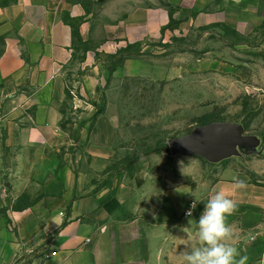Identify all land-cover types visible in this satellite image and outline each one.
Wrapping results in <instances>:
<instances>
[{"label": "crops", "instance_id": "obj_1", "mask_svg": "<svg viewBox=\"0 0 264 264\" xmlns=\"http://www.w3.org/2000/svg\"><path fill=\"white\" fill-rule=\"evenodd\" d=\"M93 1L105 4L96 19L78 0H16L0 7V37L6 44L0 97L8 110L0 129L6 144L1 170L14 175L4 181L11 199L23 193L32 197L0 220V264L14 263L17 253L31 245L50 247L34 264H186L185 256L200 246L199 216L218 190L237 202L226 222L245 264H264V132L244 134L241 149L251 158L248 165L219 163L211 181L188 184L179 174L173 184L148 177L145 188L129 187L133 180L109 167L108 154L92 144L85 127L67 142L82 145L85 162L71 164L68 158L81 150L65 149L64 162L51 163L60 143L70 140L63 137L57 111L60 72L73 52L72 27L64 15L79 19L84 40L98 21L102 41L96 49L106 53L121 43L165 38L171 19L181 26L225 27L258 39L255 49L262 51L264 0ZM234 177L246 187L234 189ZM189 209L190 216L185 214Z\"/></svg>", "mask_w": 264, "mask_h": 264}, {"label": "rangeland", "instance_id": "obj_2", "mask_svg": "<svg viewBox=\"0 0 264 264\" xmlns=\"http://www.w3.org/2000/svg\"><path fill=\"white\" fill-rule=\"evenodd\" d=\"M78 1L95 19L105 5ZM167 25L171 33L165 38L143 45L121 43L113 53L96 49L102 41L98 21L92 23L91 37H74L72 58L59 76L57 107L59 128L70 140L60 143L52 165L64 162V151L81 150L77 142H67L82 127L92 144L106 151L109 167L133 180L129 187L145 188L148 177L173 184L179 174L188 184L211 181L219 163L240 168L249 164L251 158L243 148L210 162L171 154L166 142L211 122H237L245 135L264 132V50L255 49L258 39L243 38L221 26H181L173 19ZM233 45L238 46L236 52ZM5 47L0 37V56ZM2 147H6L4 135L0 136V220L32 198L27 193L10 198L4 181L14 175L1 170ZM81 152L68 158L71 164L85 162ZM187 201L188 205L193 202L189 195ZM38 248L22 249L12 264H34L39 254L50 249Z\"/></svg>", "mask_w": 264, "mask_h": 264}, {"label": "clouds", "instance_id": "obj_3", "mask_svg": "<svg viewBox=\"0 0 264 264\" xmlns=\"http://www.w3.org/2000/svg\"><path fill=\"white\" fill-rule=\"evenodd\" d=\"M234 179V189H243L246 182ZM196 207L194 201L191 209ZM237 202L223 190L212 194L204 205L198 219V239L200 246L186 256V264H245L238 248L233 243V231L226 218L236 211ZM191 209L188 215H191Z\"/></svg>", "mask_w": 264, "mask_h": 264}, {"label": "water", "instance_id": "obj_4", "mask_svg": "<svg viewBox=\"0 0 264 264\" xmlns=\"http://www.w3.org/2000/svg\"><path fill=\"white\" fill-rule=\"evenodd\" d=\"M243 141L240 124L222 121L197 126L190 133L170 138L166 143L171 154L199 156L215 162L238 154Z\"/></svg>", "mask_w": 264, "mask_h": 264}, {"label": "trees", "instance_id": "obj_5", "mask_svg": "<svg viewBox=\"0 0 264 264\" xmlns=\"http://www.w3.org/2000/svg\"><path fill=\"white\" fill-rule=\"evenodd\" d=\"M16 0H0V7H5V6H9L13 3H15ZM64 21L67 22L71 27H72V37L74 39L80 37V34L78 33V29H77V22L79 21V19H74V18H70L66 15H64Z\"/></svg>", "mask_w": 264, "mask_h": 264}, {"label": "built area", "instance_id": "obj_6", "mask_svg": "<svg viewBox=\"0 0 264 264\" xmlns=\"http://www.w3.org/2000/svg\"><path fill=\"white\" fill-rule=\"evenodd\" d=\"M8 117V110H7V105L5 103V99L0 97V129L3 126L4 121L7 119ZM193 202H191L192 205ZM188 211L185 212V214H187Z\"/></svg>", "mask_w": 264, "mask_h": 264}]
</instances>
